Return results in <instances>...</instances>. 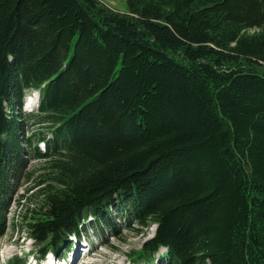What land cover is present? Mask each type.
I'll list each match as a JSON object with an SVG mask.
<instances>
[{
	"label": "trees",
	"instance_id": "trees-1",
	"mask_svg": "<svg viewBox=\"0 0 264 264\" xmlns=\"http://www.w3.org/2000/svg\"><path fill=\"white\" fill-rule=\"evenodd\" d=\"M19 190L40 256L115 212L133 264H264V0H0V238Z\"/></svg>",
	"mask_w": 264,
	"mask_h": 264
},
{
	"label": "rangeland",
	"instance_id": "rangeland-1",
	"mask_svg": "<svg viewBox=\"0 0 264 264\" xmlns=\"http://www.w3.org/2000/svg\"><path fill=\"white\" fill-rule=\"evenodd\" d=\"M99 1L118 12H126L127 10V0ZM26 97L27 101L34 99L31 91L26 93ZM36 110L37 109L34 107L26 108L23 104V114L28 116V118L30 115L36 113ZM29 125L28 132L40 129L37 126H34L33 122H29ZM37 136L38 135L34 136V138ZM40 144L43 146L42 143ZM29 163V169H34L41 166L43 161L31 159ZM21 194L22 190H19L14 195V202L11 204L7 213L8 230L6 234L0 238V264H6V260L14 255H22L25 257L26 261L31 260L28 256L34 255L33 252L38 247L34 246L33 241L25 236L21 230L23 214L25 213L26 208L30 207L31 203H33V199L31 198L23 201L19 197ZM111 214L113 221L119 226V234L115 235L116 233L106 225L101 228L103 233L97 234L95 231L96 222L94 219L89 218L85 229L81 231L80 239L77 240L79 244L77 246L78 248L75 249L73 244L69 247L66 246L61 255L67 264H79L83 260L84 264H131L128 252L131 250H138L142 243L153 235L155 227L153 225L144 233H136L123 226L124 218L122 215H118L115 212H112ZM72 239L74 240V237H71V240ZM106 241L108 243L107 245L105 244ZM85 242L90 244L92 250L90 251L89 256L82 258L83 252L87 249L84 247ZM60 263H62V261Z\"/></svg>",
	"mask_w": 264,
	"mask_h": 264
},
{
	"label": "bare ground",
	"instance_id": "bare-ground-1",
	"mask_svg": "<svg viewBox=\"0 0 264 264\" xmlns=\"http://www.w3.org/2000/svg\"><path fill=\"white\" fill-rule=\"evenodd\" d=\"M26 108H31V107H35V105H34V101H28L27 103H26V106H25ZM44 146V145H43ZM89 253H90V251H89ZM89 253H88V255L87 256H89ZM84 255V254H83ZM84 261V260H83ZM83 261L80 263V264H82L83 263ZM84 264V263H83Z\"/></svg>",
	"mask_w": 264,
	"mask_h": 264
}]
</instances>
